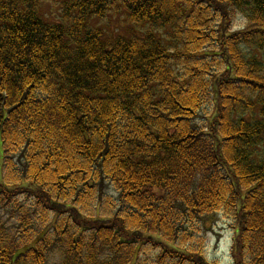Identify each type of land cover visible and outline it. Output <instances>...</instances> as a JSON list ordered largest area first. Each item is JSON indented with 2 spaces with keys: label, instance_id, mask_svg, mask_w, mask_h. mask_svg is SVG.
<instances>
[{
  "label": "trees",
  "instance_id": "16d2710c",
  "mask_svg": "<svg viewBox=\"0 0 264 264\" xmlns=\"http://www.w3.org/2000/svg\"><path fill=\"white\" fill-rule=\"evenodd\" d=\"M118 1L0 0V264H215L220 213L264 264V0Z\"/></svg>",
  "mask_w": 264,
  "mask_h": 264
},
{
  "label": "rangeland",
  "instance_id": "374dc122",
  "mask_svg": "<svg viewBox=\"0 0 264 264\" xmlns=\"http://www.w3.org/2000/svg\"><path fill=\"white\" fill-rule=\"evenodd\" d=\"M41 13L51 22L59 21L60 5L55 1H45L42 5ZM94 29L102 32L103 39L115 40L117 37H131L138 33L136 28L131 25L128 20L127 13L119 0L115 7L109 12L104 19L91 21ZM247 29L246 21L239 17L231 29L233 32H243ZM1 167V162H0ZM23 209L8 213V211H0V225L4 224L5 228L12 237L22 229L23 223L21 218L28 217L29 203L23 197L20 198ZM13 214V215H12ZM32 211L30 210V216ZM215 217V218H214ZM213 219L208 220L206 225H210V231L204 235L205 239V256L207 260L215 264H233V245L236 238V226L227 219L223 213L217 214ZM147 258L154 260L158 253L156 251H148ZM60 255L52 254L50 256L51 263H59Z\"/></svg>",
  "mask_w": 264,
  "mask_h": 264
}]
</instances>
